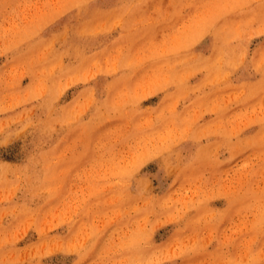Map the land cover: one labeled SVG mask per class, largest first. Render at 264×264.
<instances>
[{
  "label": "rangeland",
  "instance_id": "rangeland-1",
  "mask_svg": "<svg viewBox=\"0 0 264 264\" xmlns=\"http://www.w3.org/2000/svg\"><path fill=\"white\" fill-rule=\"evenodd\" d=\"M0 264H264V0H0Z\"/></svg>",
  "mask_w": 264,
  "mask_h": 264
}]
</instances>
